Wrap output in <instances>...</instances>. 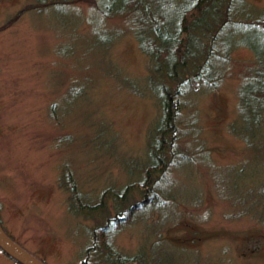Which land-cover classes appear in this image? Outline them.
Listing matches in <instances>:
<instances>
[{
	"label": "rangeland",
	"instance_id": "obj_1",
	"mask_svg": "<svg viewBox=\"0 0 264 264\" xmlns=\"http://www.w3.org/2000/svg\"><path fill=\"white\" fill-rule=\"evenodd\" d=\"M33 3L0 0V221L47 264H109L94 248L106 219L78 211L72 187L90 204L129 183L143 196L135 181L162 112L159 77L130 14L105 15L89 0ZM254 62L237 45L217 81H195L182 98L177 143L188 162L170 171L161 206L108 236L114 250L148 261L156 252L160 264H264V122L250 127L240 113ZM0 264L21 263L0 248Z\"/></svg>",
	"mask_w": 264,
	"mask_h": 264
},
{
	"label": "trees",
	"instance_id": "obj_2",
	"mask_svg": "<svg viewBox=\"0 0 264 264\" xmlns=\"http://www.w3.org/2000/svg\"><path fill=\"white\" fill-rule=\"evenodd\" d=\"M71 1L80 0H33L30 6L59 8ZM89 1L105 15L130 14L142 49L154 61V75L159 81L151 88L160 100L162 112L149 132L143 175L135 181L139 182L137 187L143 190V196L138 197L139 193L132 187L134 183L123 189H108L105 200L112 202L114 211L109 216L105 200L90 204L72 187L73 204L78 211L106 219L104 225L93 231L94 248L106 255L109 264H160V254L156 252L149 261L143 252L126 256L114 250L107 238L139 212L165 202L170 171L188 162V155L177 143L182 98L193 89L195 81H217L221 59L237 45H246L255 53L254 65L240 87V113L251 123L250 127H261L264 122V8L259 13H251L245 0ZM252 29H257L258 36L250 37Z\"/></svg>",
	"mask_w": 264,
	"mask_h": 264
},
{
	"label": "water",
	"instance_id": "obj_3",
	"mask_svg": "<svg viewBox=\"0 0 264 264\" xmlns=\"http://www.w3.org/2000/svg\"><path fill=\"white\" fill-rule=\"evenodd\" d=\"M0 247L21 264H46L34 254L15 242L0 222Z\"/></svg>",
	"mask_w": 264,
	"mask_h": 264
}]
</instances>
